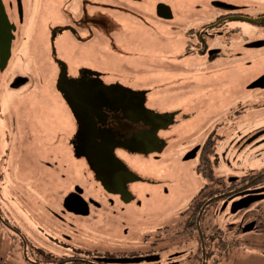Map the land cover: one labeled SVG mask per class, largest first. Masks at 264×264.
Listing matches in <instances>:
<instances>
[{
	"label": "flooded vegetation",
	"instance_id": "flooded-vegetation-1",
	"mask_svg": "<svg viewBox=\"0 0 264 264\" xmlns=\"http://www.w3.org/2000/svg\"><path fill=\"white\" fill-rule=\"evenodd\" d=\"M45 7L78 166L28 155L0 108V264H264V0H0V81L9 63L24 70ZM248 66L261 69L242 95ZM162 68L231 72L233 96L183 158L202 180L195 194L146 214L128 160L160 150L177 111L134 82Z\"/></svg>",
	"mask_w": 264,
	"mask_h": 264
},
{
	"label": "rangeland",
	"instance_id": "rangeland-1",
	"mask_svg": "<svg viewBox=\"0 0 264 264\" xmlns=\"http://www.w3.org/2000/svg\"><path fill=\"white\" fill-rule=\"evenodd\" d=\"M50 14L45 7L37 16L34 26L38 34L37 43L32 41L27 44L29 52H26L22 64L24 70L14 73L10 63L6 66L4 80L0 81V108L7 116V108L12 107L17 121L13 125L19 133H24L22 138L29 145L28 155L43 152V160H50L57 168L63 164L78 166L71 161V145L66 143L75 135L71 128V109L63 98V88L55 83L57 77L52 66L51 51L57 46L52 36L46 35L51 25L47 19ZM61 41L62 38H59L56 43ZM38 65L45 68L38 70ZM260 69V66L253 70L250 66L239 68L236 80L242 95L246 93L249 80ZM232 77L231 72L223 69L189 74L177 72L175 75L162 68L134 82L147 90L150 88L149 103L177 111L171 124L160 133L164 141L160 150L138 153L128 160L132 171L140 179L135 182L134 194L141 203V212L148 214L149 207L158 208L164 200L165 205L169 203L175 207L195 194L202 180L195 172V160L183 158L201 138L198 133L205 129L210 117L225 114L223 111L229 106V97L233 96L228 84ZM21 115L23 118L18 121ZM5 128L7 123L0 121V137L6 135ZM245 158H242V164L252 167L248 158L244 161ZM42 174L52 176L43 169Z\"/></svg>",
	"mask_w": 264,
	"mask_h": 264
},
{
	"label": "water",
	"instance_id": "water-1",
	"mask_svg": "<svg viewBox=\"0 0 264 264\" xmlns=\"http://www.w3.org/2000/svg\"><path fill=\"white\" fill-rule=\"evenodd\" d=\"M3 47H4V50H1L2 48L0 49V69H3V67L5 66V64H6L7 60H8V53H9V48H10L8 44L3 46ZM143 150H145V152L146 151L147 152L150 151V150H146V149H143ZM116 161L119 162L118 159H116Z\"/></svg>",
	"mask_w": 264,
	"mask_h": 264
},
{
	"label": "snow or ice",
	"instance_id": "snow-or-ice-1",
	"mask_svg": "<svg viewBox=\"0 0 264 264\" xmlns=\"http://www.w3.org/2000/svg\"><path fill=\"white\" fill-rule=\"evenodd\" d=\"M70 83V86H71V84L73 83V82H69Z\"/></svg>",
	"mask_w": 264,
	"mask_h": 264
}]
</instances>
